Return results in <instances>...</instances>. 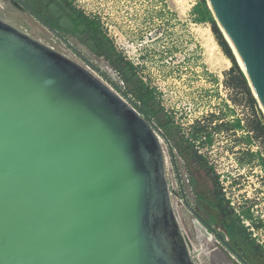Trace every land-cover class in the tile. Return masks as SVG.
Segmentation results:
<instances>
[{"label": "water", "instance_id": "water-1", "mask_svg": "<svg viewBox=\"0 0 264 264\" xmlns=\"http://www.w3.org/2000/svg\"><path fill=\"white\" fill-rule=\"evenodd\" d=\"M205 2L264 116V0ZM117 90L0 19V264H197L167 139Z\"/></svg>", "mask_w": 264, "mask_h": 264}, {"label": "rangeland", "instance_id": "rangeland-1", "mask_svg": "<svg viewBox=\"0 0 264 264\" xmlns=\"http://www.w3.org/2000/svg\"><path fill=\"white\" fill-rule=\"evenodd\" d=\"M70 2L83 15L99 23L114 50L136 68L135 79L154 90L159 104L153 106V110L162 111L152 123L160 131L169 132V144L176 160L175 145L179 137L192 139L194 126L207 127L212 136L211 145H202V140L198 139L194 140V147L213 168L209 177L213 180V175L217 176L220 188L225 190L244 226L250 230L252 238L255 235L264 252V148L259 141L246 142L247 136L252 135L247 130H229L237 119L246 127L254 115L240 92L225 87V74L232 63L218 46L210 25L193 20L191 11L197 0ZM0 19L44 42L41 36L25 30L28 24L22 23L15 11L1 0ZM96 64L113 83L124 87L121 76L108 62L99 60ZM103 82L122 97L111 84ZM256 110L264 119L258 104ZM166 114L174 122V126L168 125L167 129L156 122L160 120L165 125ZM176 127L180 133H173ZM160 143L169 190L176 191L169 148L161 137ZM170 197L178 215L179 202L174 195ZM190 244L197 264H231L220 257L210 259L199 252L197 245Z\"/></svg>", "mask_w": 264, "mask_h": 264}, {"label": "flooded vegetation", "instance_id": "flooded-vegetation-1", "mask_svg": "<svg viewBox=\"0 0 264 264\" xmlns=\"http://www.w3.org/2000/svg\"><path fill=\"white\" fill-rule=\"evenodd\" d=\"M1 2L14 10L22 23L28 24L25 30L41 36L44 42L36 40L100 80L113 83L96 64L99 60L107 62V59L96 48L94 29L84 20L87 16H83L70 0ZM113 85L116 90L119 88L115 83ZM166 144L176 180V191L169 190L170 196L174 195L179 202V225L189 243L197 245L199 252L210 259L220 257L231 264H262L264 252L255 235L252 238L250 230L244 226L242 217L216 181L217 176L213 175V180L209 177L213 168L205 163L203 154L196 151L195 159L176 149L177 162L168 140Z\"/></svg>", "mask_w": 264, "mask_h": 264}, {"label": "trees", "instance_id": "trees-1", "mask_svg": "<svg viewBox=\"0 0 264 264\" xmlns=\"http://www.w3.org/2000/svg\"><path fill=\"white\" fill-rule=\"evenodd\" d=\"M83 15V14H82ZM191 15L194 16L195 23L198 24H209L211 31L215 37V40L218 46L221 48L224 55L230 60L232 63L231 69L228 73L225 74V87L231 89L232 91L240 92L247 103V106L253 112V119L250 120L245 127L241 124L240 120H235V122L230 125L229 130H247L248 134H252L251 136H247L246 142L248 144L253 143L254 141H259L264 148V119L258 114L256 110V101L253 98L249 87L245 81V78L237 66L231 51L223 39L221 33L219 32L217 26L214 23L212 15L206 5L205 0H197L196 5L192 8ZM84 16V15H83ZM82 18V17H81ZM85 21L89 23V26L94 29V35L96 37V48L101 52L102 55L105 56L107 62L117 70L119 75L121 76L124 87L118 86L122 93L130 99L132 102L133 98L136 102H132L133 106L139 111V113L146 118L147 120L152 122V119L156 120L157 113L162 111V109H158V111L153 110V106L159 104L154 90L143 83L141 80H136V68L131 65L129 62L125 61L124 58L114 50V46L112 42L102 33L100 30L99 23L95 20H92L88 17L84 18ZM132 97V99H131ZM257 113V114H256ZM259 115V116H258ZM166 124H162L160 120H157V124L159 127H163L167 129L168 125H173L172 118L167 114L164 115ZM154 124V123H153ZM155 125V124H154ZM156 126V125H155ZM157 127V126H156ZM158 128V127H157ZM159 129V128H158ZM193 133L191 134L192 139L185 138L183 135L179 137V141L175 145L177 151L186 152L192 158L197 157V150L194 147V140H202L200 143L202 145H211L212 136L211 133L207 131V127L203 126H194ZM160 130V129H159ZM219 130V129H218ZM163 136L169 141V132H162ZM180 133L179 128L176 127V132ZM249 134V135H250ZM170 142V141H169ZM206 163V161H205ZM207 164V163H206Z\"/></svg>", "mask_w": 264, "mask_h": 264}]
</instances>
